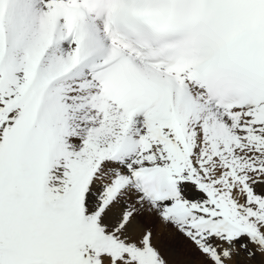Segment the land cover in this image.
Wrapping results in <instances>:
<instances>
[{
  "label": "snow or ice",
  "instance_id": "1",
  "mask_svg": "<svg viewBox=\"0 0 264 264\" xmlns=\"http://www.w3.org/2000/svg\"><path fill=\"white\" fill-rule=\"evenodd\" d=\"M0 264H264V0H0Z\"/></svg>",
  "mask_w": 264,
  "mask_h": 264
}]
</instances>
